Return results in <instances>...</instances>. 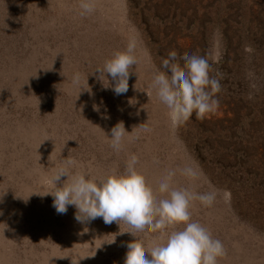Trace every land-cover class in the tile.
Listing matches in <instances>:
<instances>
[{
  "label": "rangeland",
  "instance_id": "374dc122",
  "mask_svg": "<svg viewBox=\"0 0 264 264\" xmlns=\"http://www.w3.org/2000/svg\"><path fill=\"white\" fill-rule=\"evenodd\" d=\"M80 3L0 0V264H123L132 237L115 222L77 223L74 207L58 214L43 195L68 159L99 181L132 155L157 202L169 171L171 189L215 192L189 211L222 242L218 264H264V0H94L84 15ZM133 39L138 63L117 96L94 73ZM170 51L181 65L205 57L221 85L214 113L175 127L152 86ZM120 122L129 133L117 152ZM136 239L150 252L166 236Z\"/></svg>",
  "mask_w": 264,
  "mask_h": 264
},
{
  "label": "clouds",
  "instance_id": "9594fccd",
  "mask_svg": "<svg viewBox=\"0 0 264 264\" xmlns=\"http://www.w3.org/2000/svg\"><path fill=\"white\" fill-rule=\"evenodd\" d=\"M80 8L82 15L92 13L94 0H81ZM136 47L135 39L129 41L126 51L117 52L95 70L94 74H99L98 79L103 84L105 76L111 77L109 82L117 96L129 90L131 69L138 63L134 54ZM162 67L166 71H157L152 86L174 127L188 121L194 113L196 119L202 120L216 111L219 100L214 95L221 90V85L219 79L210 76V65L205 57L186 56L181 65L177 53L170 51ZM72 84L83 88L80 73L73 75ZM127 133L122 122L112 127L111 147L115 151L121 150ZM138 162V157L132 155L123 173L96 181L82 173L73 174L74 161L68 159L51 177V183L56 186L54 190L43 196H52V206L58 214H66L69 207H74L77 223L88 224L98 218L106 225L115 222L119 235L132 237L123 245L127 249L123 264H218V258L225 255L222 242L213 239L200 223L193 222L189 211L193 199H198L205 207L212 206L215 192L194 196L186 189H171L170 182L176 173L169 171L159 184V192L166 193L167 198L157 202L145 177L136 170ZM182 174L188 178L198 175L193 167H185ZM168 228L173 230L168 232ZM156 232L166 236V240L149 252L136 237Z\"/></svg>",
  "mask_w": 264,
  "mask_h": 264
}]
</instances>
